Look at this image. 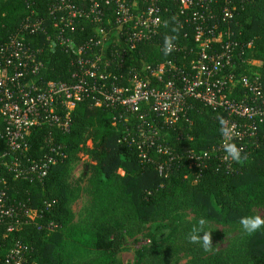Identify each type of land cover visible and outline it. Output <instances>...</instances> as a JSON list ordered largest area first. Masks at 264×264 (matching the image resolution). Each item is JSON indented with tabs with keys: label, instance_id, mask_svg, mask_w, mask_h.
Listing matches in <instances>:
<instances>
[{
	"label": "trees",
	"instance_id": "obj_1",
	"mask_svg": "<svg viewBox=\"0 0 264 264\" xmlns=\"http://www.w3.org/2000/svg\"><path fill=\"white\" fill-rule=\"evenodd\" d=\"M96 1L101 2L112 19L115 17L113 6L103 0H75L84 8ZM128 2L140 9L145 6L143 0ZM49 3L50 0H0V42L18 30L29 4L47 18ZM160 5L167 25L164 23L152 41L140 45L131 54L128 52L123 62L114 58L108 68L119 78L122 76L124 82L134 72L148 78L141 71L145 64L157 65L174 57L177 64H189V52L195 46V23L189 19L194 12L183 13L176 0H163ZM225 5L224 0H219L217 6L222 9ZM234 6L231 25L235 38L245 44L253 43L250 51L253 58L261 62L258 71L264 81V0H230L229 7ZM106 26L112 41L108 56L113 51L126 49L117 38L121 29L114 23ZM96 35V26L83 22L72 33V38L80 45ZM166 35L178 36L174 43L180 52L163 54ZM45 57L48 79H71L73 55L57 47L47 51ZM246 64L239 65L247 68ZM99 67L103 70L104 62ZM192 102L191 123L183 121L165 129L170 137L171 156L150 149L148 157L143 159L137 145L131 141L136 119L115 122L111 111L89 102H81L73 110L69 133L55 126L34 130L29 138V156L37 158L45 152L49 139L52 145L60 147L63 156L41 183L12 181V176H8L12 181L9 194L13 201H24L42 212V221L54 220L60 227L47 235L34 224L26 225L6 239V247L14 239L27 243L33 249L32 259L37 264H114L118 250L116 237L120 231L127 229L134 235L149 223L169 220L165 239L144 248L137 264H177L180 257L188 259L185 264H264V228L248 236L239 223L243 216L257 215V208L264 209V140L259 147L243 154L246 160L232 162L230 170L218 156H210L207 167L197 177V162L187 151L212 150L221 137L218 117L224 118V114L200 101ZM83 152L89 158L87 173L73 178L72 165L82 159ZM9 159L12 160V156ZM161 165L168 168L163 175L159 172ZM81 192L88 194L90 205L85 218L75 222L73 204ZM187 211L192 218L182 216ZM201 218L207 222L206 230L212 232L213 247L208 252L187 238ZM216 224L241 227L242 233L226 248L217 249ZM73 241L77 244L69 248ZM80 248L87 256L78 253Z\"/></svg>",
	"mask_w": 264,
	"mask_h": 264
},
{
	"label": "built area",
	"instance_id": "obj_2",
	"mask_svg": "<svg viewBox=\"0 0 264 264\" xmlns=\"http://www.w3.org/2000/svg\"><path fill=\"white\" fill-rule=\"evenodd\" d=\"M103 1L113 6V19L98 1L84 8L75 0H50L47 18L29 4L18 30L0 42V264H37L27 243L14 239L6 247V239L24 226L34 224L47 235L59 229L54 220L42 221L43 213L26 202L13 201L9 191L12 181H44L63 154L49 139L46 151L32 158L30 135L44 126L69 133L72 112L81 102L111 111L115 122L126 123L134 117L131 141L143 159L150 149L173 155L165 129L183 121L191 123L194 100L221 111L235 125L239 136L233 142L243 149L242 155L264 140V81L259 71L239 65L248 62L253 43L235 38L231 25L235 6L229 7L230 0H224L227 5L222 9L217 6L219 0H176L183 13L194 12L189 19L195 23L189 64H177L175 57L157 65L145 64L141 71L148 78L134 72L125 82L108 68L115 59L123 62L128 52L155 38L165 23L163 0H143L142 9L128 0ZM83 22L94 24L97 35L77 45L72 33ZM111 23L121 29L117 38L126 49L108 56L112 41L106 24ZM57 47L73 55L69 81L47 78L45 54ZM180 50L175 46L171 54ZM222 143L220 137L210 151H187L197 162V177L210 156H218L231 169ZM166 171L161 165L160 174Z\"/></svg>",
	"mask_w": 264,
	"mask_h": 264
},
{
	"label": "rangeland",
	"instance_id": "obj_3",
	"mask_svg": "<svg viewBox=\"0 0 264 264\" xmlns=\"http://www.w3.org/2000/svg\"><path fill=\"white\" fill-rule=\"evenodd\" d=\"M247 68L250 71H258L261 62L257 59H254L251 51L247 53ZM82 159L72 165L71 174L73 178L81 177L82 175L87 173V166L89 158L85 155V152L81 154ZM120 173H124L120 171ZM82 185H85V181L82 182ZM90 205V197L87 193L81 192L80 198L73 204V212L75 214V222H79L85 218L86 210ZM257 214L264 217V209L257 208ZM186 219H190L193 215L190 211L184 212L182 215ZM169 220L163 222H153L146 225L145 229L142 232H137L134 235L130 233L126 229H123L117 234L116 243H118V250L114 254V264H137L139 259V254L143 251L144 248L149 247L154 244L156 241L164 240L165 236L168 234L166 232L167 225H169ZM215 228L218 230V235L215 240V244L217 249L226 248L231 240L235 238L237 235L242 233L241 227H233V226H222L215 225ZM76 245V241H73L69 244V248L72 245ZM78 253H82L80 255L87 256V252L85 250L81 251L77 249ZM78 256V255H77ZM186 257H180L177 264H185L187 262Z\"/></svg>",
	"mask_w": 264,
	"mask_h": 264
},
{
	"label": "clouds",
	"instance_id": "obj_4",
	"mask_svg": "<svg viewBox=\"0 0 264 264\" xmlns=\"http://www.w3.org/2000/svg\"><path fill=\"white\" fill-rule=\"evenodd\" d=\"M167 25V22H165ZM175 32L176 30L173 29ZM178 39L177 35H166L163 40L162 52L165 56L170 55L175 50V41ZM219 132L223 138V151L225 153L224 159L226 161L240 163L246 160L247 157L242 155L243 149L238 147L234 141L239 136V132L236 131V127L230 124L228 120L223 117H218ZM206 220L201 218L196 225H194L189 234L188 241L192 244H199L204 251L208 252L212 250V232L206 230ZM244 233L248 236L253 235L261 228H264V217L261 215L243 216L239 221Z\"/></svg>",
	"mask_w": 264,
	"mask_h": 264
}]
</instances>
